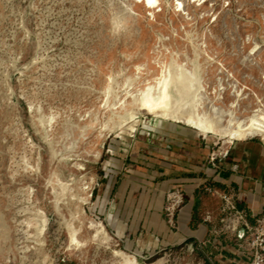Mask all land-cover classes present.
<instances>
[{
    "label": "rangeland",
    "instance_id": "obj_1",
    "mask_svg": "<svg viewBox=\"0 0 264 264\" xmlns=\"http://www.w3.org/2000/svg\"><path fill=\"white\" fill-rule=\"evenodd\" d=\"M177 1L183 4L179 11L174 7ZM256 45L258 52L250 55ZM195 47L204 66L205 96L215 98L214 89L223 79L221 103L226 107L232 99L227 85L234 79L226 78L231 71L241 85L248 86V99L241 103L242 109L248 107L253 100L251 89L260 92L257 82L264 69V0H201V4L196 0H161L154 16L145 11L141 0H0V264H112L111 250L102 246L88 244L82 252L68 251L66 221L78 228L72 213L79 209L73 203L66 205L64 198L58 212L49 184L54 171L63 181L83 175L95 179L85 212L105 224L116 248L135 254L140 264L159 259H166V264H209L199 244L171 246L157 255L154 250H142L144 243L137 247L136 240L128 245V237L117 238L118 233L106 225L104 217L114 204L112 181L119 174L138 177L146 173V163L160 159L161 143L201 145L212 150L214 159L221 156L217 142L147 114L138 116L140 124L133 134L120 136L116 131L98 141L94 130L82 141L78 130L92 119L98 126L108 119L104 111L97 117L93 114L102 104V87L110 74H120L121 81L142 65L143 85V80L155 77L172 56L191 67ZM221 65H225L223 73ZM33 103L46 113L58 114L53 130L56 148L63 150L65 144L75 141L77 145L67 154L73 159L81 156L85 172L78 174L72 168L74 161L68 165L52 162L50 145L37 123L38 112L30 110ZM86 114L90 117L81 118ZM27 137L36 146L33 152L26 144ZM251 140L264 146L260 138ZM91 150L100 151V158L88 156L86 151ZM38 154L41 170L27 172L23 162L28 159L37 164ZM30 188L34 191L28 200ZM34 207L47 218L42 235H36L38 226L28 228L25 223L36 219ZM80 237L90 238L86 227ZM148 238L146 243L152 241ZM235 244L226 238L216 247L225 248L223 254L230 258ZM146 255L153 257L144 259Z\"/></svg>",
    "mask_w": 264,
    "mask_h": 264
},
{
    "label": "bare ground",
    "instance_id": "obj_2",
    "mask_svg": "<svg viewBox=\"0 0 264 264\" xmlns=\"http://www.w3.org/2000/svg\"><path fill=\"white\" fill-rule=\"evenodd\" d=\"M196 2L201 4V0H196ZM141 3L145 11L153 16L161 6V0H141ZM174 7L175 10L179 11L183 7V4L177 1ZM258 49L257 45L252 47L249 51L250 55H255ZM194 50L196 58L189 61L191 67L187 63L181 62L175 56H172L163 62L161 71L155 77L145 78L143 85H140L142 81L140 77L142 65L135 67L136 72L134 71L132 76H125L121 81L118 80V77L121 76L120 74H110L102 87V104L98 112L93 114V116L97 117L100 111H104L105 115L108 114V119L99 124V126L96 125V121L94 122L93 119L88 123L79 125V139L82 141L88 139L94 130L98 132V141L103 140L108 134L116 131L120 136L133 134L137 131L140 124L138 116L140 114H147L164 122L186 126L198 137L205 138L206 140H215L217 145L221 147V155H224L229 146L233 145L234 142L260 138L264 144V69L260 70V80L257 82L260 92L251 89L250 92L253 94V100L249 101V106L243 109L241 103L245 99H248V86L241 85V82L236 79L234 74L228 71L226 78H232L234 82L227 85L231 90L232 99L225 107L221 103V100L225 91L226 81L224 82L223 79L219 80L218 86L214 89L216 91L215 98L210 99L208 96H205V93H207V86L205 85L207 84H205L204 79V66L199 61L198 48L195 47ZM220 67L223 73L225 65H221ZM30 108L31 113L36 110L38 112L37 123L42 127L44 139L50 145L52 162L58 160L59 164L64 163L68 165L69 162L74 161L75 163L72 168L75 171H79L78 174L85 172L86 169H84L81 156H76V159H73L71 154H67L68 151H72L77 145L75 141L74 143L65 144L63 150L56 148L53 130L57 123L58 114L53 111L46 113L41 107L34 105V103L30 104ZM86 116L90 117V114L81 115V118L83 117L84 119ZM26 144L31 148L32 152L36 150L31 137H27ZM86 154L96 159H99L101 156L100 151H86ZM38 155L37 164L32 165L28 159H25V162H23L26 163L25 170L27 172L38 173L41 170V156L40 154ZM94 183L95 179L93 177L89 178L87 175H83L79 179L73 177L70 180L63 181L57 171L51 174L49 184L56 195L58 212L61 211L60 202L64 198H67L66 201H68L66 205L73 203L79 209L77 212L72 213L73 220L78 221V228H76L74 222L69 223L66 221L69 230L68 251L82 252L88 244H92L111 250L113 254L112 264H140L135 254L116 248L118 246L117 242L108 233L105 225L101 221L90 218L85 212L83 207L90 202ZM33 191L31 188L29 189L28 200L32 198ZM34 209L36 219H29L25 223L28 228L38 226V233L36 235H42L46 231L47 218L44 211L36 207ZM1 223H4L3 220ZM2 224L1 227L4 226ZM85 227L90 232V238L88 240H81L80 233L82 228ZM123 234L124 229H121L118 232V236L121 237ZM166 263V259H159L152 264Z\"/></svg>",
    "mask_w": 264,
    "mask_h": 264
},
{
    "label": "crops",
    "instance_id": "obj_3",
    "mask_svg": "<svg viewBox=\"0 0 264 264\" xmlns=\"http://www.w3.org/2000/svg\"><path fill=\"white\" fill-rule=\"evenodd\" d=\"M159 154L160 159L146 163V173L139 178L119 174L112 181L110 194L114 204L105 212L106 225L112 226L115 233L124 229L128 245L141 241V236L145 240L154 235L159 237L162 248L199 244L207 260L243 264L237 247L230 258L224 256L225 248L220 250L216 246L225 239L215 240L213 231L220 223L224 204L221 197L225 193L236 196L240 207L252 211L256 218L263 215L264 146L251 139L234 142L225 155H216V161L212 159V150L197 144L161 143ZM178 193L182 204L171 226L166 206L169 198ZM210 241L211 245L202 247ZM213 248L217 251L211 252Z\"/></svg>",
    "mask_w": 264,
    "mask_h": 264
},
{
    "label": "built area",
    "instance_id": "obj_4",
    "mask_svg": "<svg viewBox=\"0 0 264 264\" xmlns=\"http://www.w3.org/2000/svg\"><path fill=\"white\" fill-rule=\"evenodd\" d=\"M181 198V194L178 193L168 200L166 213L171 226H173L177 209L182 204ZM221 198L224 204L219 226L213 231L215 240L232 238L237 243L239 256L244 259L243 264H264V212L260 218H256L252 211L240 207V200L236 196L225 193ZM251 218L255 221L254 223L251 222ZM148 239L152 241L146 243V239L144 240L141 236L137 247H141L140 244L144 243L145 248L142 250H154L153 255L167 251L168 248L162 249L159 237L151 235ZM208 244L211 245V241L202 244V247ZM153 255H146L144 259H150ZM208 261L209 264H216L211 258H208Z\"/></svg>",
    "mask_w": 264,
    "mask_h": 264
}]
</instances>
